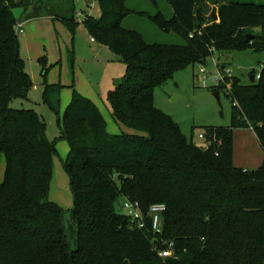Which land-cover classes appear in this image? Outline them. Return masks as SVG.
<instances>
[{
	"label": "trees",
	"instance_id": "obj_1",
	"mask_svg": "<svg viewBox=\"0 0 264 264\" xmlns=\"http://www.w3.org/2000/svg\"><path fill=\"white\" fill-rule=\"evenodd\" d=\"M127 1L98 0L99 18L85 20L94 39L126 65L107 93L121 132H110L97 105L74 90L57 138L69 146L63 166L74 208L66 212L49 195L57 139H49L43 116L13 108L12 101L26 99L33 87L17 25L50 16L74 33L75 0H0V154L7 161L0 182V264H264V162L253 169L234 164L235 128L253 129L264 150V63L259 79L252 70L254 82L225 75L215 87L232 99V124L207 128V148L153 101L155 88L188 66L235 50L264 52V0H167L171 18L139 13L184 44L148 43L124 28L133 13ZM210 4L217 8L211 11ZM44 101L60 115V86L47 84ZM120 199L139 203L145 228L116 210ZM154 204L166 206L160 231L149 215ZM170 243L173 255L164 258L160 251Z\"/></svg>",
	"mask_w": 264,
	"mask_h": 264
},
{
	"label": "rangeland",
	"instance_id": "obj_2",
	"mask_svg": "<svg viewBox=\"0 0 264 264\" xmlns=\"http://www.w3.org/2000/svg\"><path fill=\"white\" fill-rule=\"evenodd\" d=\"M131 3L142 9L137 11L127 7L133 11L130 15L136 19H142L146 25H152L151 27L158 31L157 35L160 37L152 34L149 40H155L154 43L160 44H184L185 40L178 34L164 32L147 16L139 14L140 12H146L153 15L161 11L165 15L168 10L172 9L167 0H133ZM75 7L79 21L77 27L79 38L80 36L89 38L85 20L91 16L94 19L99 18L101 12L99 3L97 0H92L91 3H87L85 0H75ZM216 8V6L210 4L211 11ZM21 13V10L16 12L17 15ZM141 28L145 30V26ZM147 29L146 27V31ZM73 37L74 33L66 25L52 19L26 21L23 23V31L19 35L20 54L25 60L26 70L33 80V87L26 99H14L12 107L16 109H34L43 116L48 127V137L52 141L60 136V122L62 123L67 107L63 105L60 115L49 108L44 101V91L47 84L60 86L63 99L68 91L70 94L74 93L76 89L90 92L91 99L94 102H96L95 98L99 100L101 111L107 120L109 129L115 125V122L106 108L101 94L103 96L107 89L113 88L115 82H120L126 71L124 63L118 59L114 52L108 50L110 54L102 53L98 55L94 65H91L95 73H93L94 75L91 74L93 78L90 81L89 75H87L89 71H84L78 63L73 65L71 60L72 50L75 49ZM110 55H112L111 58H109ZM41 59H46L48 65L46 75L43 74ZM262 63H264V52L252 50H235L225 52L222 55L211 56L206 64L188 66L177 72L174 78L165 85L155 88L154 105L172 116L188 138H193L195 143L201 144L204 139L199 138V133L203 130L209 127H228L232 124L233 102L231 97L227 95V89L220 90L219 100L214 95L215 87L220 82V66L225 64L230 76L240 78L243 84H249L252 82V70L256 69V72H260ZM86 64L89 65V63ZM202 68L204 69L203 72H201ZM204 76H206L205 79ZM96 78L100 79V84L95 81ZM95 82L98 84L96 85L98 88H94L93 83ZM85 96L88 98L87 95ZM110 132L120 133L121 130ZM56 148L58 153L54 157V174L49 195L53 202L69 212L74 208V197L71 190L70 176L63 166V160L67 158L69 153V146L65 140L57 139ZM66 149H68L67 152ZM249 162L251 164L257 162L258 167L262 165L264 150L253 129L235 128L234 164L245 169L257 168V166L246 168L245 165ZM6 168V157L0 154V182L5 180ZM122 201L123 199H120L116 204V210L119 213L128 214V211L122 207ZM66 230L70 244L75 247L76 231L69 217L66 218Z\"/></svg>",
	"mask_w": 264,
	"mask_h": 264
},
{
	"label": "crops",
	"instance_id": "obj_3",
	"mask_svg": "<svg viewBox=\"0 0 264 264\" xmlns=\"http://www.w3.org/2000/svg\"><path fill=\"white\" fill-rule=\"evenodd\" d=\"M133 0H128L126 2V5L127 7H129L130 9H133V10H139V9H142L140 7H137V6H134V4H132ZM172 8V7H171ZM101 12L99 13V16H100ZM165 15L167 17H172L174 15V12H173V9L171 10H168V12L165 13ZM164 15V16H165ZM165 16V17H166ZM166 17V18H167ZM37 19H52V17L50 16H40L38 18H32V19H28L26 21H31V20H37ZM53 21L56 22V20L52 19ZM24 21V22H26ZM24 22H21L22 24ZM61 22V21H59ZM62 23V22H61ZM147 23V22H146ZM79 25V24H78ZM145 26V30H143L141 27H144ZM152 25H146L144 23V21L142 19H136L135 17H133L132 15H129L127 16L124 21H123V27L126 28V29H134L136 31H138L143 37L144 39L148 42V43H154L155 40H149L150 37H152V34L155 36L158 34V31L154 28L151 27ZM78 27V26H77ZM146 27L148 28L147 31H146ZM149 31V32H148ZM154 31V32H153ZM77 28L74 32V47L75 49H73L72 51V55H71V60L73 62V65L75 63H78L80 67H82V69L85 70H88L89 72L87 73V75H89V79L90 81H92V75L93 73H95V71L92 70V67L91 65H94V62H95V59L97 58L98 55L102 54V53H105L107 54L108 53V50H110V48L106 45H103L101 43H99L97 40H92L93 36L89 33V38L86 37V38H82L80 36L79 38V33H77ZM156 33V34H155ZM158 37H160L159 35H157ZM160 41V40H158ZM185 43V42H184ZM96 44V45H95ZM110 54V53H108ZM112 55L109 56V58H111ZM119 59V57H118ZM86 63H89V65H87ZM125 65V64H124ZM125 68H126V65H125ZM97 74V72H96ZM91 75V76H90ZM94 75V74H93ZM124 77V76H123ZM98 84H100V79L99 78H96L95 80ZM93 83L94 85V88H98L96 85H98L97 83ZM118 82H115L113 88L115 87V85L117 84ZM54 85V84H53ZM111 88V89H113ZM111 89H107V91L105 93H103V96L101 94V98L106 106V108L108 109L109 113H110V105L107 101V93L111 90ZM76 91L82 95V96H85L87 95L89 99H91V96H90V92H86L87 90H83V89H79ZM99 94V95H100ZM62 91L60 90V112H61V109L63 107V105L65 107H67L70 103V101L72 100V97H73V93L70 94L69 91L65 94V97L64 99L62 98ZM86 97V96H85ZM92 100V99H91ZM94 102V100H92ZM95 101L94 102L97 107L99 108V110L101 111V105L99 104V100L97 98H95ZM102 112V111H101ZM118 129L121 130V128L115 123L114 126H111L109 128L110 131H118ZM68 151V149H66V152ZM65 152V153H66ZM258 167V164L257 162L254 164H251V162H249L248 164L245 165L246 168H253V167Z\"/></svg>",
	"mask_w": 264,
	"mask_h": 264
},
{
	"label": "built area",
	"instance_id": "obj_4",
	"mask_svg": "<svg viewBox=\"0 0 264 264\" xmlns=\"http://www.w3.org/2000/svg\"><path fill=\"white\" fill-rule=\"evenodd\" d=\"M91 1L92 0H90L89 3H91ZM17 30L19 33L23 31L22 23H19L17 25ZM92 40H95L94 37L92 38ZM203 71L204 69L202 68L201 72ZM224 73L219 69L220 81L225 79V75L230 76L228 69H226ZM260 76H261V73L258 72L256 74V79H259ZM205 78L206 76H204V79ZM206 135H207L206 130H203L201 133H199V138L204 139V142L199 145L204 148L209 147V142L207 141ZM122 207L125 208L128 211V215L131 216L134 227H138L140 229H143L146 227V221L144 219L143 212L138 202H133L129 199H123ZM165 209H166V206L164 204H154L150 207L149 215L152 217V227L154 230L160 231L161 221H162L161 214ZM160 255L164 258L172 256L173 255V243H170L168 248L161 250Z\"/></svg>",
	"mask_w": 264,
	"mask_h": 264
},
{
	"label": "water",
	"instance_id": "obj_5",
	"mask_svg": "<svg viewBox=\"0 0 264 264\" xmlns=\"http://www.w3.org/2000/svg\"><path fill=\"white\" fill-rule=\"evenodd\" d=\"M87 3H89L90 0H85ZM252 35L248 36V39H251ZM251 81L254 82L255 81V76L251 75ZM214 95L217 97V99H220V92H215Z\"/></svg>",
	"mask_w": 264,
	"mask_h": 264
}]
</instances>
